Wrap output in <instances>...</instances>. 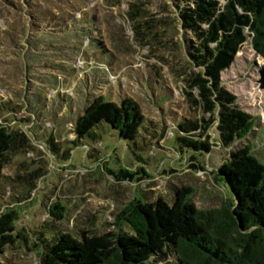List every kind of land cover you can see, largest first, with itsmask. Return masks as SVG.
<instances>
[{
  "label": "rangeland",
  "instance_id": "rangeland-1",
  "mask_svg": "<svg viewBox=\"0 0 264 264\" xmlns=\"http://www.w3.org/2000/svg\"><path fill=\"white\" fill-rule=\"evenodd\" d=\"M141 1L156 20H175L173 8L162 10L164 0ZM131 2L0 0V101L25 107L16 115L14 127L21 128L37 149L15 161L30 164V170L43 161L48 169L32 199L18 205L17 230H37L48 220L50 206L59 203L66 221L55 226L63 233L80 238L92 223L104 232L121 204L161 199L171 205L181 188L191 191L189 199L196 208L217 209L231 197L226 185L216 179L231 151L250 146L264 165V93L257 83L264 61L254 53L251 41L240 49L231 71L223 77V87L236 96L242 111L257 118L255 127L229 150L215 147L218 133L213 127L209 136L214 147L209 153H194L188 147L178 153L172 149L177 123L197 116L178 75L188 61L183 50L168 43L179 44L181 36L174 32L178 25L160 27L156 39L140 44L134 41L126 19ZM99 96L116 104L131 99L145 119L167 129L159 149L147 155L148 178L140 183H117L104 168L117 170L121 164L136 171L139 166L116 133L103 134L93 159L88 147L73 148L69 161L51 152L48 136L71 142L74 121ZM14 168L9 166L4 174L12 175ZM0 264H38V260L33 251L20 248L0 255Z\"/></svg>",
  "mask_w": 264,
  "mask_h": 264
},
{
  "label": "trees",
  "instance_id": "trees-1",
  "mask_svg": "<svg viewBox=\"0 0 264 264\" xmlns=\"http://www.w3.org/2000/svg\"><path fill=\"white\" fill-rule=\"evenodd\" d=\"M164 3V13L167 8L175 11L171 23L149 16L141 0L128 4L126 19L134 41L140 44L156 39L160 27L168 29L177 22L174 32L181 36L180 42L168 43L183 50L188 61V67L178 75L186 87L185 98L197 116L177 123L172 149L181 153L188 147L194 153H209L214 147L209 131L215 127V147L229 150L248 136L257 118L242 111L236 96L223 87V77L248 40L264 61V0ZM98 53L102 56L103 52ZM257 83L264 93V68L258 72ZM24 108L0 101V255L24 248L35 253L38 264H264V165L253 156L250 146L231 151L218 170L216 179L226 185L231 196L220 208H196L189 199L191 191L181 188L176 190L171 205L161 199H133L121 204L111 214L110 228L104 227V232L92 223L80 238L63 233L55 226L66 221L59 203L50 206L48 220L37 230H17L18 205L32 199L48 170L43 161L32 170L30 164L15 161L37 151L21 128L14 127L16 115ZM11 115L14 118L8 120ZM166 131L165 126L160 129L145 119L131 99L116 104L99 96L74 121L71 142L49 135L47 143L62 161H69L76 147H88L93 152L89 158L93 159L98 156L96 146L103 142V134L116 133L139 166L136 171L121 164L117 170L104 168L117 183L133 184L148 178L147 155L159 149ZM66 144L71 147L62 150ZM12 165L13 174H4ZM199 170L203 171L201 167Z\"/></svg>",
  "mask_w": 264,
  "mask_h": 264
}]
</instances>
